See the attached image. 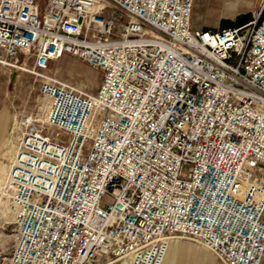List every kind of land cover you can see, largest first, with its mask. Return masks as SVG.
<instances>
[{
    "label": "built area",
    "instance_id": "2783aa9c",
    "mask_svg": "<svg viewBox=\"0 0 264 264\" xmlns=\"http://www.w3.org/2000/svg\"><path fill=\"white\" fill-rule=\"evenodd\" d=\"M194 3L0 0V63L28 53L45 108L20 117L4 187L12 264H162L177 238L264 264V0L215 29ZM65 54L101 71L96 93L49 73Z\"/></svg>",
    "mask_w": 264,
    "mask_h": 264
},
{
    "label": "rangeland",
    "instance_id": "374dc122",
    "mask_svg": "<svg viewBox=\"0 0 264 264\" xmlns=\"http://www.w3.org/2000/svg\"><path fill=\"white\" fill-rule=\"evenodd\" d=\"M263 0H195L192 22L195 28H220L237 26L253 20ZM19 57L18 65H24L28 59L27 68L33 66L34 60ZM24 62V63H23ZM49 73L57 80L70 84L79 91L89 94L96 93L102 80V73L81 58L65 54L49 64ZM1 72V113L0 120V184L3 185L8 172V152L10 143L20 136L19 120L25 114L42 113L44 111L43 97L40 92V80L34 74L20 67L0 63ZM5 139L1 149V144ZM5 151V152H4ZM2 190V189H1ZM6 200V201H5ZM0 198V264H12L15 248H19L21 240L18 232L19 218L12 213L9 200ZM187 240V239H185ZM194 242V241H193ZM128 260V256L119 257L111 264H120ZM100 264H109L105 261ZM133 264H145L144 258L134 260Z\"/></svg>",
    "mask_w": 264,
    "mask_h": 264
},
{
    "label": "crops",
    "instance_id": "0c3cea01",
    "mask_svg": "<svg viewBox=\"0 0 264 264\" xmlns=\"http://www.w3.org/2000/svg\"><path fill=\"white\" fill-rule=\"evenodd\" d=\"M0 95H1V72H0ZM1 96H0V120L1 113ZM1 144V149L5 143ZM162 264H223L219 258L205 246L185 239H172L167 250V254Z\"/></svg>",
    "mask_w": 264,
    "mask_h": 264
},
{
    "label": "bare ground",
    "instance_id": "6f19581e",
    "mask_svg": "<svg viewBox=\"0 0 264 264\" xmlns=\"http://www.w3.org/2000/svg\"><path fill=\"white\" fill-rule=\"evenodd\" d=\"M28 58H31V56H29ZM27 63H28V59L26 60V62H25V64L24 65H21L22 66V69H31V68H27L26 66H27ZM14 64V63H13ZM14 66H17L16 64H14ZM21 66H20V68H21ZM19 140H20V136H16L13 140H12V142L9 144L10 145V149H6L5 148V146L6 145H4V150L6 151H4L5 153H7L8 154V157H9V159H10V162H8V172H7V174H6V177H5V179H4V182H3V185H2V187H1V184H0V198H2L3 200H5V195H4V187H5V183H6V180L8 179V177H9V172H10V168H11V162H12V159H13V157H14V154L16 153V150H17V145H18V142H19ZM6 143H7V141H6ZM5 143V144H6ZM2 189V190H1ZM6 201V200H5ZM167 254V253H166ZM127 256V255H126ZM166 256V255H165ZM121 257H125V256H121ZM129 257V256H128ZM165 258V257H164ZM129 259H130V257H129ZM164 260V259H163ZM105 261H107V262H109V264H111L112 263V259H101L99 262H98V264H100V263H102V262H105ZM120 264H128V260H124L123 262H121Z\"/></svg>",
    "mask_w": 264,
    "mask_h": 264
}]
</instances>
